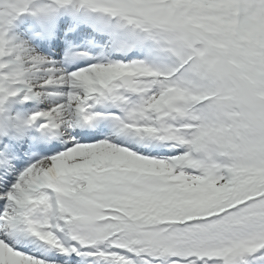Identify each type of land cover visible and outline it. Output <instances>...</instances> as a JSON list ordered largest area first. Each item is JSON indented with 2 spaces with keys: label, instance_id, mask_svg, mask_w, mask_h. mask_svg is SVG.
Returning a JSON list of instances; mask_svg holds the SVG:
<instances>
[{
  "label": "snow or ice",
  "instance_id": "obj_1",
  "mask_svg": "<svg viewBox=\"0 0 264 264\" xmlns=\"http://www.w3.org/2000/svg\"><path fill=\"white\" fill-rule=\"evenodd\" d=\"M0 264H264V0H0Z\"/></svg>",
  "mask_w": 264,
  "mask_h": 264
}]
</instances>
